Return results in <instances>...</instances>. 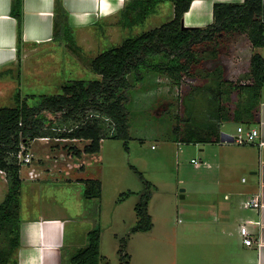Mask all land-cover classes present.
Instances as JSON below:
<instances>
[{
  "label": "rangeland",
  "instance_id": "obj_1",
  "mask_svg": "<svg viewBox=\"0 0 264 264\" xmlns=\"http://www.w3.org/2000/svg\"><path fill=\"white\" fill-rule=\"evenodd\" d=\"M165 4L159 15L153 13L132 28L110 21L87 33L75 32L74 45L57 41L49 48L23 56L22 68L0 71V77L11 78L8 96L0 95V107L15 106L18 92L23 97L35 94L36 99L29 98V103L35 104L41 94L60 93L68 81L100 77L91 70V60L121 45L126 37L169 21L171 2ZM213 50L219 58L210 59L206 66L213 68L217 62L223 63L225 76L235 84L247 83L242 74L248 70L253 53L264 56V47H254L244 33H235L224 45L206 47L208 53ZM133 75V85L127 92L130 138L104 139L101 150L87 157L86 169L67 175L70 179L80 175L101 180L102 195L86 197V185L81 180H65L56 168L47 170L49 174L35 182L24 180L22 221L23 217L40 215L41 210L56 215L59 224L54 238L59 239V264H71V257L88 246V234L94 228L101 229L100 264H237L241 238L230 235L231 231L235 233L236 223L228 210V189L223 180L238 184L243 172L236 167L232 172L223 168V154L214 145L169 138L178 120L182 126L187 122L188 103L194 117L207 113L209 92L197 91L196 87L209 79L185 78L177 84L174 78L145 70L143 80L135 83ZM238 94L233 91L225 100L227 104L235 105L242 97ZM50 116L51 128L62 126L63 122ZM45 144L36 141L39 153L46 150ZM75 144L83 147L87 140ZM8 190V179L0 170V203ZM146 192L150 193L151 230L135 228L139 223L136 207ZM6 239L1 234L0 244Z\"/></svg>",
  "mask_w": 264,
  "mask_h": 264
},
{
  "label": "trees",
  "instance_id": "obj_2",
  "mask_svg": "<svg viewBox=\"0 0 264 264\" xmlns=\"http://www.w3.org/2000/svg\"><path fill=\"white\" fill-rule=\"evenodd\" d=\"M173 2L174 17L162 25L128 36L121 45L112 46L90 62L91 70L100 77L93 80H71L62 85L57 94H41L35 104L20 92L15 96V106L0 107V170L9 182V190L0 203V235L7 239L0 244V264H18L21 246V163L18 154L39 138L87 140L82 148L67 144L74 156L93 154L101 150L106 138H130V121L127 101L130 87L143 80L145 70L174 78L180 84L185 78L206 77L209 81L197 86V91L209 92L210 107L203 117L196 114L188 103L189 118L182 126L180 120L169 137L183 143H216L221 141L225 123L248 127L258 123V112L264 91V56L253 53L248 70L242 74L247 81L235 84L225 76V66L217 62L213 68L206 66L210 59L217 60L216 50L206 51L208 45L221 46L235 33H244L256 48L264 47V0L243 2H217L214 4V21L205 27L183 25L185 12L193 0H132L122 13V25L132 28L142 24L157 11L159 4ZM54 39L74 45L75 36L69 23L68 11L62 0L55 1ZM11 14L18 20L19 44L22 41L23 5L14 0ZM159 59L164 63L158 64ZM242 96L235 105L225 101L233 91ZM52 118L63 122L51 128ZM167 138V139H169ZM86 197H100L102 183L99 179L85 181ZM148 184V182H147ZM149 185V184H148ZM150 193L146 192L137 204L139 223L135 228L151 230L153 223L148 213ZM89 244L78 250L71 264H100L101 229L88 234Z\"/></svg>",
  "mask_w": 264,
  "mask_h": 264
},
{
  "label": "crops",
  "instance_id": "obj_3",
  "mask_svg": "<svg viewBox=\"0 0 264 264\" xmlns=\"http://www.w3.org/2000/svg\"><path fill=\"white\" fill-rule=\"evenodd\" d=\"M14 0H0V71L12 72L15 68L23 67V56L34 54L36 50H43L56 44L54 39V18L56 0H22L23 28L22 41L19 44L18 20L11 14ZM68 11L69 23L75 32L87 33L94 28H102L107 22L117 21L122 24V13L132 0H62ZM244 0H193L189 10L183 17L186 27H205L214 21V4L217 2H243ZM170 2V1H167ZM166 2L159 4L154 14L159 15ZM174 17V4L171 2ZM118 26V25H117ZM127 28V27H125ZM7 75V74H6ZM0 77V95L8 93L10 79ZM8 96V94H6ZM258 123L250 127L233 122L223 125L224 132L230 136L237 134L240 129L258 127L260 136L256 143L237 144L233 142L207 143L214 145L223 154V168H239L243 172L241 182L236 184L230 179H224L228 189V210L236 223L235 233L241 238L240 260L237 264H264V91L258 112ZM45 141L43 153L36 148V141ZM31 143L29 150L33 154L30 164L22 165L21 178L35 182L47 170H55L60 178L67 180L78 169H86V159L90 155L82 153L74 156L66 147L67 144L78 143L70 139H37ZM53 141V143H51ZM89 141H87L88 143ZM79 145V144H77ZM48 147V148H47ZM82 148V147H81ZM222 158V159H223ZM219 162V161H218ZM50 166V167H48ZM211 168L212 165L209 163ZM217 167H220L218 163ZM74 178V179H73ZM85 184V177H73ZM221 182V181H218ZM220 184V183H219ZM259 195L262 206L247 208L244 202L247 198ZM23 206L21 203V212ZM40 215L23 217L21 225V246L17 254L18 264H59V253L56 251L58 243L55 237L59 224L56 215L39 211ZM245 226L253 240L246 245L241 234Z\"/></svg>",
  "mask_w": 264,
  "mask_h": 264
},
{
  "label": "built area",
  "instance_id": "obj_4",
  "mask_svg": "<svg viewBox=\"0 0 264 264\" xmlns=\"http://www.w3.org/2000/svg\"><path fill=\"white\" fill-rule=\"evenodd\" d=\"M244 131L245 130L240 129L237 132V134H234L231 136L233 138V143L252 144V143L257 142V139L260 136V130L258 127L255 126V127L250 128L246 132ZM40 139H48V137H44ZM72 141H80V140H72ZM18 158H19L21 165H27L33 161V154L31 153L29 148H26L24 145H22V148L18 154ZM192 161L194 163H199L196 159H193ZM204 165L209 166V164H206V163H204ZM244 206L247 208H260L262 206V203H261L259 195H253L247 198L244 202ZM241 234L243 236V240L246 245H251L253 243V240L250 237V234L247 231V228L245 226L241 228Z\"/></svg>",
  "mask_w": 264,
  "mask_h": 264
},
{
  "label": "water",
  "instance_id": "obj_5",
  "mask_svg": "<svg viewBox=\"0 0 264 264\" xmlns=\"http://www.w3.org/2000/svg\"><path fill=\"white\" fill-rule=\"evenodd\" d=\"M221 141L222 142H233V138L227 132L222 131Z\"/></svg>",
  "mask_w": 264,
  "mask_h": 264
}]
</instances>
